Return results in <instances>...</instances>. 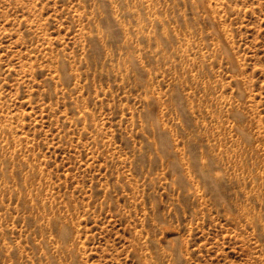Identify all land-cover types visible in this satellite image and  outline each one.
<instances>
[{"label": "rangeland", "instance_id": "obj_1", "mask_svg": "<svg viewBox=\"0 0 264 264\" xmlns=\"http://www.w3.org/2000/svg\"><path fill=\"white\" fill-rule=\"evenodd\" d=\"M0 264H264V0H0Z\"/></svg>", "mask_w": 264, "mask_h": 264}]
</instances>
